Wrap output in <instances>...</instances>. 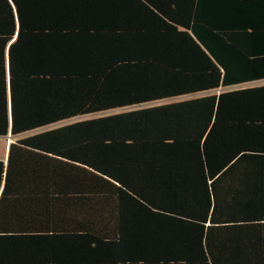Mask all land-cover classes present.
I'll use <instances>...</instances> for the list:
<instances>
[{
  "label": "trees",
  "instance_id": "16d2710c",
  "mask_svg": "<svg viewBox=\"0 0 264 264\" xmlns=\"http://www.w3.org/2000/svg\"><path fill=\"white\" fill-rule=\"evenodd\" d=\"M263 80L264 0H0V264H264Z\"/></svg>",
  "mask_w": 264,
  "mask_h": 264
},
{
  "label": "rangeland",
  "instance_id": "374dc122",
  "mask_svg": "<svg viewBox=\"0 0 264 264\" xmlns=\"http://www.w3.org/2000/svg\"><path fill=\"white\" fill-rule=\"evenodd\" d=\"M263 85H264V80L263 81L254 82V83L245 84V85H241V86H237V87H233L231 89H239V88H244V87L263 86ZM204 94H208V93H204ZM13 142H14V139L11 138V135H9L7 138L0 137V146H4L6 144H11Z\"/></svg>",
  "mask_w": 264,
  "mask_h": 264
},
{
  "label": "crops",
  "instance_id": "0c3cea01",
  "mask_svg": "<svg viewBox=\"0 0 264 264\" xmlns=\"http://www.w3.org/2000/svg\"><path fill=\"white\" fill-rule=\"evenodd\" d=\"M4 138H6V137H4ZM9 146H10V144H6L4 146H0V161H3L5 164L7 162Z\"/></svg>",
  "mask_w": 264,
  "mask_h": 264
}]
</instances>
